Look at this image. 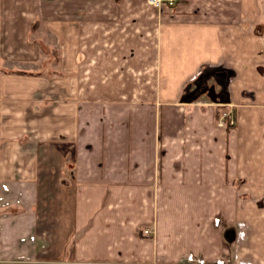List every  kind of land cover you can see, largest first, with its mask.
<instances>
[{
    "label": "crops",
    "instance_id": "0c3cea01",
    "mask_svg": "<svg viewBox=\"0 0 264 264\" xmlns=\"http://www.w3.org/2000/svg\"><path fill=\"white\" fill-rule=\"evenodd\" d=\"M35 21L70 50L49 115L0 65V264H264V0H0Z\"/></svg>",
    "mask_w": 264,
    "mask_h": 264
},
{
    "label": "rangeland",
    "instance_id": "374dc122",
    "mask_svg": "<svg viewBox=\"0 0 264 264\" xmlns=\"http://www.w3.org/2000/svg\"><path fill=\"white\" fill-rule=\"evenodd\" d=\"M53 1L54 0H46V3L47 5H50V7L52 8ZM53 10L54 8L51 9L52 13ZM11 27L12 26L0 25V55H1L0 65H3L5 69L4 71H10L12 70V68L20 67L22 71L32 72V73L37 72L39 73V77H40L39 80H44L47 81V83H49L46 86L47 88L45 87L44 94L40 93L35 96V100L40 101L39 103L40 107L45 109L46 114L49 115L54 107V103H56L55 101L58 100V98L54 96L52 93L53 90L52 80L55 77L56 78L63 77L59 73H57L59 72L58 70L60 68L59 53L61 52L62 54V51L66 53L68 52V50H70V42L68 40L69 35L68 36L64 35L65 33H69L70 26L69 24L55 25L53 23H46V22L41 23L35 21L33 24L29 26L28 33L26 35L28 36L27 43L26 42L25 44L23 43L24 48L26 49L25 50L26 53L20 51V45L22 44L19 43H22V41L20 42L18 41V39L17 40L15 39L14 41L8 39V36H19V37L24 36V34L22 33L24 31L25 26L23 25L13 26L15 27V29L12 28L13 31H10ZM58 32H59L58 36H55L57 35ZM20 54L24 55V57L20 56ZM63 70L66 71L67 68L64 67ZM27 76H35V75H27ZM226 86L223 87L222 90L223 93H225L224 89L226 88ZM203 88L205 89L207 88V91H210L209 93L213 95L212 91L214 89H218L219 87L216 84L215 80L212 79V77L208 79V82L206 81L205 85H204V81L199 80V84H197L198 91L195 92L193 97L195 96L197 97L198 95L197 93L204 90ZM62 93H64L63 90ZM61 99H63V97H61ZM205 100L207 102L206 106H210V107L213 106L215 109H217V106H220L218 104L213 105L211 103V100L207 98ZM221 121H219L218 123L219 126L222 125L224 126L225 121L222 122ZM44 127L46 129V132H49V130L52 129V123L46 121V125H44ZM38 140L39 139L33 136V134L30 131H27L25 134L19 136L16 141L19 143L20 147H23L24 150H27L31 153L34 151V148L37 145ZM1 200L2 199H0V201ZM0 207L1 210L2 206Z\"/></svg>",
    "mask_w": 264,
    "mask_h": 264
},
{
    "label": "built area",
    "instance_id": "2783aa9c",
    "mask_svg": "<svg viewBox=\"0 0 264 264\" xmlns=\"http://www.w3.org/2000/svg\"><path fill=\"white\" fill-rule=\"evenodd\" d=\"M148 5L160 8L161 6L165 5L169 8L173 7L175 5V3L177 2V0H146ZM228 124L229 126L234 125L233 123V119H231V117L228 120Z\"/></svg>",
    "mask_w": 264,
    "mask_h": 264
},
{
    "label": "trees",
    "instance_id": "16d2710c",
    "mask_svg": "<svg viewBox=\"0 0 264 264\" xmlns=\"http://www.w3.org/2000/svg\"><path fill=\"white\" fill-rule=\"evenodd\" d=\"M8 73H11V74H19V75H38V73L34 72H26V71H22V70H10Z\"/></svg>",
    "mask_w": 264,
    "mask_h": 264
},
{
    "label": "flooded vegetation",
    "instance_id": "af4514ba",
    "mask_svg": "<svg viewBox=\"0 0 264 264\" xmlns=\"http://www.w3.org/2000/svg\"><path fill=\"white\" fill-rule=\"evenodd\" d=\"M218 75H220L219 77H220V81H221V77L225 76V78L227 79V76L229 75V73L223 72L222 74H218ZM221 83L223 84L224 82L221 81Z\"/></svg>",
    "mask_w": 264,
    "mask_h": 264
},
{
    "label": "water",
    "instance_id": "95a60500",
    "mask_svg": "<svg viewBox=\"0 0 264 264\" xmlns=\"http://www.w3.org/2000/svg\"><path fill=\"white\" fill-rule=\"evenodd\" d=\"M221 81L224 82V83L222 84V86H224V85H225V81H226L225 76H222V77H221ZM221 81H220V82H221Z\"/></svg>",
    "mask_w": 264,
    "mask_h": 264
}]
</instances>
